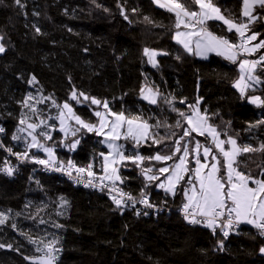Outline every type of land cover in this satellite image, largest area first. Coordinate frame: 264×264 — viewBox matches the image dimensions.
I'll list each match as a JSON object with an SVG mask.
<instances>
[{
  "label": "trees",
  "instance_id": "1",
  "mask_svg": "<svg viewBox=\"0 0 264 264\" xmlns=\"http://www.w3.org/2000/svg\"><path fill=\"white\" fill-rule=\"evenodd\" d=\"M186 3L191 10H198L191 0ZM212 3L226 19L247 21L243 0ZM255 16L259 18L249 24L246 35L258 33L257 41L261 42L264 8H256ZM175 23L174 13L155 0H20V4L0 0V45L5 49L0 55V121L7 128L6 142L17 152L49 159L43 149L29 147L32 130L27 124H39L32 135L44 147L59 149L55 155L58 164L71 161L86 169L91 165L93 177H97L109 155L103 139L74 119L75 135H65L59 130L57 117L68 103L81 119L97 123L94 113L107 112L102 107L106 101L112 112L140 116L151 126L150 138L139 146L121 141L125 156L139 154L145 160L123 161L120 186L136 198H142L143 193L154 203L178 210L186 202L182 190L195 167V141L212 147L217 154L208 137L197 133L183 136L189 125L179 113L191 115L190 106L198 105L221 139L232 137L241 147L260 148L264 145V123H260L264 121V105L251 103L250 97L264 100V71L257 69L260 85L242 95L234 86L239 79L238 63L220 56L197 59L176 43ZM206 28L214 35L238 40V34L221 23L210 22ZM145 48L167 54L160 55L154 67L144 55ZM262 55L264 48L257 57ZM147 88L159 91L156 104L143 98ZM73 92L78 100L72 99ZM92 98L101 105L92 104ZM152 137L158 143H153ZM177 141L182 151L172 160L148 159L157 153L172 154ZM185 146L190 171L172 197L158 187L167 173L157 170L174 166ZM3 162L5 155L0 152V219L6 217L0 224V264H38L43 252L37 249L53 240L57 241L54 247L60 249L55 253V264H264V239L255 229L241 226L224 237L202 224L188 226L176 211L158 220L138 218L116 207L106 195L79 190L31 166H24L15 179L5 177ZM236 166L245 174L264 179L260 175L264 172V150L241 153ZM149 167L153 171L148 175H159V180L146 179L144 169ZM221 172L224 174L223 168ZM219 241H223L222 248Z\"/></svg>",
  "mask_w": 264,
  "mask_h": 264
},
{
  "label": "snow or ice",
  "instance_id": "2",
  "mask_svg": "<svg viewBox=\"0 0 264 264\" xmlns=\"http://www.w3.org/2000/svg\"><path fill=\"white\" fill-rule=\"evenodd\" d=\"M15 2L20 4V0H15ZM156 3L161 8H165L167 11L174 13L176 18L175 27L177 29L181 28V26L187 29V31H177L175 33V39L190 54L194 53L206 59L208 53L214 52L216 55L223 56L225 59L235 63L239 56L245 54L252 55L258 49L264 48V41L252 45L251 47L249 46L252 41L257 39L258 33H253L250 36L246 35L249 30V24L254 23L255 20L259 18L258 16L252 15V9L255 5L264 8V0H243V16L247 17L248 20L239 23L226 19L221 15L220 8L216 7L212 3V0H191V3L198 6V10H191L186 0H156ZM125 18L127 19V17ZM145 19L147 20L148 18L145 17ZM208 20L223 21V23L228 26V31L235 30L238 34L239 42L230 41L224 36L214 35L206 27H197L198 25H204ZM193 38H196L195 41ZM4 51L3 45H0V53ZM166 54L167 53H158L148 48L144 49V55L148 57V62L154 67L157 65L156 56ZM262 63H264V55L257 60L244 59L240 61L239 68L243 74L234 86L240 90L242 95L248 87H251V85L246 82L245 77L247 81L256 84L260 83V78L253 75V73L257 65ZM80 95L83 96L85 100L89 99V97L85 96L83 93H80ZM158 95H160L158 90L153 91L151 88H147L143 98L148 100L151 104H156ZM29 99H31V96H29ZM72 99L78 100L75 92L72 93ZM250 102L257 106L264 105V100L259 96L250 97ZM91 103L101 105V101L95 98L91 99ZM181 103H183V101H181ZM102 107L108 110L107 113L96 111L94 114L99 120L97 123H90L81 119L79 115L75 114L73 108L68 103H65L63 109H66L67 113L65 114L64 111H61L57 117L62 125L60 131L65 132V135H67L65 120V116L67 115L68 119H74L77 125L87 129V131L96 132L98 135H104L106 140L110 139L113 142L121 139L126 141L130 140L134 145L139 146L142 141L150 138L149 128L151 126L147 121L142 120L140 116H125L123 112L114 113L109 109L106 101L103 102ZM190 107H192V115L185 116L183 112L179 113L181 116H184V119L189 125V128L184 131L183 136H191L192 133H197L200 136L207 135L211 137L212 144L215 149L218 150V154H214L212 147L202 146L199 141H195L193 152L195 153L194 160L196 167L191 169V171L197 183H192L190 179L186 182L190 187H186L182 190V195L186 197L187 200L183 205L185 219L192 224H202L211 229L213 234H215L217 228H220L221 234L224 237H227L234 228H238L241 223L254 226L260 230L261 235H264V179L253 177L251 174H245L238 170V166H234L237 164V157L241 153L264 150V145H261L260 148H253L247 144L241 147L237 144L236 139L232 137H228L227 140L220 139L221 133L217 131L216 127L208 123L206 113L202 114L198 105H191ZM33 111H35V109H33ZM173 111H177V109L173 108ZM110 117H114V119H110ZM20 123L25 124V120L21 119ZM40 123H43V121ZM260 123H264V121H260ZM176 126L180 127L179 121H177ZM38 127L39 124H27V128L31 129L32 132H35ZM105 129H108L107 132H105ZM24 130L25 129H20V131ZM3 131L4 129L0 128V132ZM76 131H79V129ZM32 132L29 133V135L32 136L29 147L41 148L49 157V160L37 159L35 160L36 163L43 164L46 167L53 166L54 170L65 171L70 177L72 176V169H75L78 174H83L87 171L88 176L91 177L94 175L90 170L91 165H89L88 169L82 167L77 168L71 161L68 162L67 167H64L62 164L55 165V154L53 149L51 147H44L40 144L37 137L32 135ZM72 134L75 135V132ZM41 135L49 140L52 139L47 133H41ZM225 135H227V133H225ZM13 138L16 139V137ZM152 142L158 143L154 137H152ZM78 143V140L73 142L71 148L75 149ZM225 144L230 147L225 148ZM108 146L112 149V153L109 155L114 158L109 159V156H105V176L99 178L101 181L104 179L113 181L119 180L120 177L117 175L118 170L114 165L121 161L132 160L133 163H142L145 160V157L139 154L135 157L125 156L123 151H121L122 145L117 143H110ZM202 147V155L205 162L201 161ZM181 151L182 149L179 146V141H177L172 154L161 155L157 153L155 156L149 157L148 159L166 162L172 160L173 156L177 153H181ZM18 155L21 160L28 158L27 152ZM101 155H103V153ZM210 156L211 163L207 162ZM188 157L189 150L185 146L179 162L175 163L174 166H170L171 174L167 175L164 182H161L158 187L165 189L166 192L175 196L177 186L184 180L185 175L190 171L188 167ZM220 157L223 159V164L221 163ZM170 167H161L157 171L161 174H166L170 172ZM222 168L224 170L223 175L220 174ZM14 170L13 168L4 169L9 175H12ZM109 170L111 171V175H108ZM152 171L151 167L144 169L146 179L149 181L159 180V175H148V173ZM260 175L264 177V172H261ZM91 184L92 181L89 180L85 186ZM112 191H115L120 197H113L117 207L128 206L124 202V197L129 201H133L134 206L135 200L130 194L123 193L114 186ZM141 196L143 197L144 194L141 193ZM61 199L63 200V198ZM140 202L147 207L153 206L146 198L141 199ZM137 215H139V213H137ZM145 215H147V213H145ZM5 219L6 217L0 219V224H3ZM56 242L57 241L53 240L50 243L44 244L43 249H37L43 252V256L38 260V264H55L57 260L55 253L60 251V249L54 247ZM33 243H35V241H33ZM218 243L222 248L223 241H219ZM2 246L3 245H0V247ZM44 249H46V251ZM261 252H264V248H261Z\"/></svg>",
  "mask_w": 264,
  "mask_h": 264
},
{
  "label": "built area",
  "instance_id": "3",
  "mask_svg": "<svg viewBox=\"0 0 264 264\" xmlns=\"http://www.w3.org/2000/svg\"><path fill=\"white\" fill-rule=\"evenodd\" d=\"M198 27H201V25H198ZM239 42V37L237 40V43ZM240 57H244L243 55H241ZM260 58V57H259ZM257 69H261L262 71H264V63L257 65ZM10 157H13L15 159H17L18 161L22 162L21 159L19 158L18 153L14 152V151H10L8 154ZM51 164V161H50ZM55 165H59L55 162ZM77 168H80V166H78L77 164H74ZM6 168H13L15 169L12 175H9L6 171H4V169ZM3 173L9 177V176H15V173L17 171V169L15 167H3ZM39 171L42 172L43 174L47 175V176H51V177H55L61 180V178L67 179L70 182H72L75 186H77L78 188H83V189H89V190H93L99 194L102 195H106L109 198H111L113 200V197L116 198H120L118 196V194L115 191H112L113 186L117 189H120L123 193L129 194L128 192H126L119 184L118 180H108V179H104L103 181H101L99 178L102 176H105V170L104 168L101 170L100 175L97 177H93V176H88L87 175V171L83 174H78L75 169H72V176L70 177L69 175H67V173L65 171H57L54 170L53 166H45V167H39ZM91 180L92 184L85 186L87 181ZM79 181V182H78ZM144 198H146L148 200V202L153 205L152 207H147L145 206L143 203H141V199L135 200V204L133 206V201H129L127 200L126 197H124V202L125 204H127V207H118V208H123L126 209L130 212H132L136 217L138 218H154V219H159V217L162 216L163 212L165 213L166 216L175 213V211L185 220V222L187 223L188 226L192 227L194 225L197 224H192L189 223L187 219H185V214L183 212V205L186 203L184 202L180 208L178 210H175L171 207V209H168L167 212H165L163 209L159 210L154 204L151 203L150 198L145 196ZM114 202V200H113ZM115 204V202H114ZM115 206L117 207V205L115 204ZM137 213H139V215H137ZM145 213H147V215H145ZM241 226L239 225L238 228H234L232 231H230L229 235L227 237H229L231 235V233H236L237 230L240 228ZM221 233L220 228L216 229L215 233ZM256 234L264 239V235L260 234V230L256 229L255 230Z\"/></svg>",
  "mask_w": 264,
  "mask_h": 264
},
{
  "label": "rangeland",
  "instance_id": "4",
  "mask_svg": "<svg viewBox=\"0 0 264 264\" xmlns=\"http://www.w3.org/2000/svg\"><path fill=\"white\" fill-rule=\"evenodd\" d=\"M156 1V0H155ZM158 5V4H157ZM159 6V5H158ZM258 7H260L259 5H255L254 6V8L252 9V15L253 16H255V12H256V8H258ZM243 10H244V5H243ZM221 15H223L222 13H221ZM244 17V16H243ZM246 20H248V18L247 17H244ZM210 22H218V23H221V24H223V25H225L227 28H228V26L226 25V24H224L223 23V21H220V20H208V21H206V23L204 24V25H201V27H206L207 26V24L208 23H210ZM198 27V26H197ZM199 28V27H198ZM178 31H187V29H184L182 26H181V28H179L178 29ZM232 32H235V30L233 29L232 30ZM195 39L196 38H193V40L195 41ZM176 40V39H175ZM176 43H178L177 41H176ZM260 42H258L257 41V39L255 40V41H252L251 42V44L249 45L250 47L252 46V45H255V44H259ZM179 44V43H178ZM181 45V44H180ZM182 46V45H181ZM183 47V46H182ZM184 48V47H183ZM262 49L263 48H260V49H258L254 54H252V55H247V54H245V55H243L244 57L243 58H241L240 60H239V58H240V56L237 58V63H238V70H239V78H240V76L243 74V73H241V71H240V68H239V63H240V61L241 60H244V59H248V60H257V59H259L257 56L262 52ZM186 50V49H185ZM187 51V50H186ZM1 54H3V53H0V55ZM194 54V53H193ZM195 56H196V58L197 59H199V60H201V61H207V60H209L210 59V57L211 56H218V55H216L214 52H210V53H208L207 54V58L205 59V58H203V57H201V56H198V55H196V54H194ZM220 57H222V58H224L223 56H220ZM157 58V57H156ZM225 59V58H224ZM230 61V60H229ZM230 62H232V61H230ZM257 71V67H256V69H255V71H254V73H253V75H255V76H257L256 74H255V72ZM245 79H246V82L247 83H249L250 85H251V87H248L246 90H245V93L244 94H246L247 93V91L248 90H250V89H254V88H256V87H258L259 85H260V83H258V84H256V83H253V82H251V81H247V78L245 77ZM239 80V79H238ZM237 89V88H236ZM238 90V92L239 93H241L240 92V90L239 89H237ZM256 105V104H255ZM63 111L65 112V114L67 113V110L66 109H63ZM105 113H107V112H105ZM191 115H192V113H191ZM110 119H114V117H110ZM65 120H66V131H67V135H70V134H72V132H73V129H72V121H73V119H68L67 118V115L65 116ZM61 122H60V128H61ZM60 130V129H59ZM107 130L108 129H105V132H107ZM61 132V131H60ZM62 133H64L65 134V132H62ZM206 137H208L207 135H205ZM100 137L103 139V144H104V146L106 147V148H108V150H109V154L110 153H112V149L111 148H109V144L110 143H117V144H119V145H121V140H119V141H115V142H113L112 140H110V139H107L106 140V137L104 136V135H100ZM210 140H211V137H208ZM221 139V138H220ZM212 142V141H211ZM230 146L229 145H227V144H225V148H229ZM55 150V148L53 149V151ZM121 151H123V149L121 148ZM202 152H203V148L201 149V156H202V159H201V161L202 162H205L204 161V158H203V155H202ZM217 154H218V150H217ZM109 156V159H112V158H114L113 156H110V155H108ZM182 157V156H181ZM189 158V157H188ZM237 159H238V157H237ZM49 160V159H48ZM179 162V161H178ZM207 162H209V163H211L212 161H211V156L208 158V161ZM121 164V162H119V163H117L116 165H114V167H116V168H118V166ZM234 166H236V165H234ZM188 167H189V161H188ZM195 167H196V165H195ZM221 171H222V169H221ZM223 172H224V170H223ZM118 174H119V171H118ZM171 174V168H170V172L169 173H167L166 174V176L167 175H170ZM221 175H223V173L221 172L220 173ZM108 175H111V171L109 170V172H108ZM187 175L188 174H186L185 175V177H184V180L183 181H181L180 182V184L177 186V189H176V195L178 194V192H179V189H180V187H181V185H182V182H184L185 180H186V178H187ZM192 180V183H197V181L193 178V173L192 172H190L189 173V177H188V180L187 181H189V180ZM165 180V179H164ZM164 182V181H163ZM186 187H190V185H188L187 183L185 184V188ZM162 190H164L165 191V189H162ZM165 193H167L168 195H170V196H172V197H175V196H173L171 193H169V192H166L165 191ZM185 198V201L187 202V200H186V197H184ZM263 255H264V252H263Z\"/></svg>",
  "mask_w": 264,
  "mask_h": 264
},
{
  "label": "bare ground",
  "instance_id": "5",
  "mask_svg": "<svg viewBox=\"0 0 264 264\" xmlns=\"http://www.w3.org/2000/svg\"><path fill=\"white\" fill-rule=\"evenodd\" d=\"M148 58V57H147ZM158 59V58H157ZM254 60V59H253ZM151 66H153L151 63H150ZM1 107V105H0ZM0 128H3L4 131L3 132H0V152H2L4 155H5V162H3V166L5 167H15L17 169L16 173H15V176H9L8 178L10 179H15L17 175H19V173H21L22 171V168L24 166H31V167H34L37 171H39V167H45V165L43 164H39V163H36L35 160L37 159H41V158H36V157H31V156H28L27 159H24V160H21L22 162L18 161L17 159L13 158V157H10L8 154L10 151H14V152H17V150L15 149L14 146L8 144L6 142V139H7V128L5 127V125L0 121ZM59 151L58 148H55L54 150V154L56 155V153ZM19 154L23 153V152H17ZM4 160V159H3ZM2 160V161H3ZM42 160H48V159H42ZM57 164L58 162L55 161ZM72 164H76V163H72ZM60 165V164H59ZM78 165V164H77ZM64 167H67V165H63ZM79 166V165H78ZM81 167V166H80ZM83 168V167H82ZM86 169V168H85ZM40 172V171H39ZM42 173V172H41ZM5 177H7L4 173H2ZM61 180L63 182H66V183H69L71 185H73L75 188L79 189V190H87V191H91V192H95L93 190H89V189H83V188H78L77 186H75L72 182H70L69 180L67 179H64V178H61ZM131 195V194H130ZM134 199H137V200H140V199H143L144 197L142 198H136L134 197L133 195H131ZM151 203L154 204L159 210H164L165 212H167L168 209H171V206H168V205H165V204H159V203H154L152 202V200L150 199ZM165 213L163 212L162 216H164ZM171 215V214H170ZM168 215V216H170ZM144 219H153V220H157V219H154V218H144ZM230 237V236H229Z\"/></svg>",
  "mask_w": 264,
  "mask_h": 264
},
{
  "label": "crops",
  "instance_id": "6",
  "mask_svg": "<svg viewBox=\"0 0 264 264\" xmlns=\"http://www.w3.org/2000/svg\"><path fill=\"white\" fill-rule=\"evenodd\" d=\"M176 41V40H175ZM178 44V43H177ZM178 45H180V44H178ZM181 46V45H180ZM182 47V46H181ZM160 55H157L156 57L158 58ZM157 58H156V61H157ZM146 101V103H149V101L148 100H145ZM149 104H151V103H149ZM201 112V111H200ZM123 140V139H122ZM121 140V141H122ZM121 145H122V143H121ZM122 163H123V161H121V164L118 166V168H117V170L119 171V169H120V166L122 165ZM118 171H117V175H119L118 174ZM108 180H110V179H108ZM240 226H242V227H248V228H252V229H257V228H255L254 226H252V225H248V224H245V223H241L240 224Z\"/></svg>",
  "mask_w": 264,
  "mask_h": 264
}]
</instances>
